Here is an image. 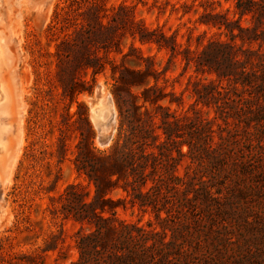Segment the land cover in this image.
Masks as SVG:
<instances>
[{"label":"trees","instance_id":"16d2710c","mask_svg":"<svg viewBox=\"0 0 264 264\" xmlns=\"http://www.w3.org/2000/svg\"><path fill=\"white\" fill-rule=\"evenodd\" d=\"M107 3L67 0L57 5L48 28L54 80L69 106L80 109L62 120L58 157L67 153L66 131L77 116L87 134L81 133L74 164L93 186L90 194L70 184L51 198L60 204L53 213L80 225L78 258L69 264H264V0H237L234 18L206 12L201 22L223 30L229 41L209 40L195 58L186 57L196 72L215 76L192 92L224 122L218 134L201 110L174 115L162 104L167 94L154 59L133 43L127 52L123 48L131 37L174 55L176 44L136 21L127 5ZM246 17L250 24L244 26ZM107 65L118 129L110 150L98 152L87 106L78 97L92 91L85 73L92 71L94 83ZM184 159L189 165L182 173ZM116 191L123 195L114 198ZM128 203L150 210L156 226L123 219L118 210ZM7 232L0 234V264H45V253L56 248L48 243L41 252L17 251V237Z\"/></svg>","mask_w":264,"mask_h":264},{"label":"rangeland","instance_id":"374dc122","mask_svg":"<svg viewBox=\"0 0 264 264\" xmlns=\"http://www.w3.org/2000/svg\"><path fill=\"white\" fill-rule=\"evenodd\" d=\"M65 1L0 0V86L9 94L8 112L0 114V128L7 129L6 135H9L19 117L21 132L16 149L0 153V234L8 231L7 235L17 237V251L41 252L48 243H54L56 248L45 253V264H69L78 258L76 237L80 225L59 212L53 213L60 204L52 202L51 198L61 195L70 184H81L90 194L93 193V186L77 172L74 164L81 133L87 134L77 116L71 120L76 123L66 131L68 150L64 159L61 160L57 153L63 118L67 113L80 111L75 103L69 106L68 101L62 98L54 80L55 42L49 40L48 28L57 5L63 6ZM236 1L108 0L107 3L108 8L127 5L133 10L136 21L148 29L160 30L170 39V45L176 44L174 55L168 49L142 44L131 37L124 39L123 48L127 52L133 43L145 56L154 59L160 73L158 84L167 94L163 105L178 117L201 110L203 116L212 121L217 134L225 129L224 122L217 118L214 107L197 103L192 92L198 82H207L215 76L196 72L194 62L188 64L186 57L195 58L209 40L229 41L223 30L201 21L206 20L203 18L206 12L234 18ZM241 23L249 25L250 17ZM252 47L257 49V45ZM84 77L92 83V91L80 95L78 101L87 106L95 150L106 152L113 145L118 129V109L112 95L114 80L110 66L96 75L94 83L91 82L92 71H87ZM98 92L113 104L112 126L105 134L109 135L105 143L101 141L100 133L106 120L92 117V103ZM235 126L233 124L231 128ZM237 130L241 134L245 132L243 125L237 126ZM7 139L9 144L12 143L11 137ZM253 144H257L256 139H253ZM261 144L264 150V136ZM186 151L187 147H184L183 152ZM183 164L180 168L182 173L189 160L184 159ZM122 195L121 191L112 194L114 198ZM118 214L144 227L149 224L156 226L155 215L150 210H141L129 203L120 208Z\"/></svg>","mask_w":264,"mask_h":264},{"label":"bare ground","instance_id":"6f19581e","mask_svg":"<svg viewBox=\"0 0 264 264\" xmlns=\"http://www.w3.org/2000/svg\"><path fill=\"white\" fill-rule=\"evenodd\" d=\"M0 57H1V51H0ZM1 69V65H0ZM9 99V94L4 91L3 86H0V114L1 113H7L8 107L6 106L7 101ZM112 109H113V104L108 98L103 97L99 92L97 93L96 99L92 103V117L96 119H101V120H106L102 126H101V132L100 133V139L103 143L107 142L109 139V135H105L110 127L112 126ZM108 116V118H107ZM19 117H17V121L15 124L12 125L13 129L9 132V135L7 134V131L4 128H0V153H7V151H12L15 150L16 147L20 143L21 139V132H20V127L19 125ZM107 118V119H106ZM1 125V124H0ZM4 127L6 128L5 124ZM9 129V128H8ZM6 132V133H5ZM11 137L12 143H8V139ZM13 147V148H12ZM2 151V152H1Z\"/></svg>","mask_w":264,"mask_h":264}]
</instances>
